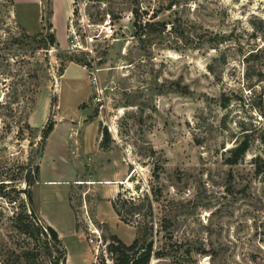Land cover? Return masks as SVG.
Returning <instances> with one entry per match:
<instances>
[{"label": "rangeland", "instance_id": "obj_1", "mask_svg": "<svg viewBox=\"0 0 264 264\" xmlns=\"http://www.w3.org/2000/svg\"><path fill=\"white\" fill-rule=\"evenodd\" d=\"M14 1L0 0V264L58 260L38 209L60 235L58 264H114L112 237L130 245L145 223L163 253L149 264H264V0H73L54 47L50 0ZM107 16L113 37L68 50L71 28L86 46ZM59 120L81 148L44 137ZM245 136V157L226 164ZM118 193L138 205L148 195L153 215L123 222ZM18 214L42 233L20 232Z\"/></svg>", "mask_w": 264, "mask_h": 264}, {"label": "trees", "instance_id": "obj_2", "mask_svg": "<svg viewBox=\"0 0 264 264\" xmlns=\"http://www.w3.org/2000/svg\"><path fill=\"white\" fill-rule=\"evenodd\" d=\"M133 13L135 15V22L134 25L138 26V29L142 28V24L140 23V13L139 10L134 9ZM149 26L150 29L151 25H145V27ZM155 31V30H154ZM47 44L54 47L57 44V39L53 34H48L46 36ZM54 127V124H49L45 130H44V137L47 138V136L52 132ZM264 129V128H263ZM109 134L107 132V129L103 130V139L102 142L105 144V141L108 140ZM264 142V138L262 139ZM250 148V141L248 139V136H245L242 141L238 142L234 147L230 148L228 150L227 156L225 158V162L228 165H236L238 164L246 155ZM255 164H256V173L260 174L262 172V168H264V159L260 156H256L254 158ZM39 166L36 167V171L38 174ZM131 180V179H130ZM31 202V196L29 191H24ZM145 200V204L138 205L134 203V199L131 197L130 199H122V193H118L116 199L113 201L112 205L114 210L116 211L117 215L120 217V219L125 222L129 223L131 220L130 217H134L136 215L141 216V212L146 207V212L143 214L144 217H151L153 215V205L152 201L149 198L148 195L144 196L143 201ZM33 210V208H32ZM31 215H35L34 211L30 213ZM17 215L18 222L16 223L17 228L20 232L29 234L31 237H37L39 233H42L39 229H37V232H33L30 229V226L25 219L28 218L24 217L25 219H22V215ZM43 230L46 232L47 235H50L53 246L52 248L55 250L56 253H58V260L62 259L64 261V258L66 256V252L60 251V240L58 237L57 232L50 226H41ZM153 226L152 224H144L143 227H139L137 231V237L134 239L132 244L126 245L121 240H119L116 237H112V244L109 247V251L111 254H113L114 257V264H149L152 257H161L163 256V253L160 250H156L154 248V242L151 239V236L153 234ZM53 252H49L50 256H52ZM58 260H55L52 264H58Z\"/></svg>", "mask_w": 264, "mask_h": 264}, {"label": "crops", "instance_id": "obj_3", "mask_svg": "<svg viewBox=\"0 0 264 264\" xmlns=\"http://www.w3.org/2000/svg\"><path fill=\"white\" fill-rule=\"evenodd\" d=\"M17 1L22 2L24 4H28V5H37L39 7L40 6L42 7L43 6V2L45 0H15L14 2H17ZM72 4H73V0H50L51 13H52L51 14V22L53 24V28L55 29L56 37H57V40L60 43V45H61L62 41L65 39V36H66V29H65L66 28V22H65V17L67 15H70L71 14V12H72ZM70 65H72V64H70ZM69 66L66 68V70L69 68ZM87 120H88V118L85 119V120H83L82 123L80 124V126L82 127V130L84 132L83 133V137L86 136L87 140H89L88 139V134H89V128H90V126L89 125L88 126H85L86 123H88ZM95 122L97 123L98 121L95 119V120L91 121L90 123H95ZM59 124H61V126H59V125L56 124L55 127H53V130L50 133V135L48 136V138H50V137L53 138L55 135H58L59 136L60 143H61V145H59V147H60V150L64 154H65V152L66 153L69 152V150H70L69 144H71L72 141H74L73 142L74 143V146H76V147L79 146L78 148H81L84 145V143L81 140L80 141H78L77 139L72 140L71 137H72V134L74 133V130H75V126L74 125H71L70 123L65 122L64 120L63 121H60ZM97 132H98L97 133V137H96V139L94 141V148H95L96 151H98L100 153V149H99L100 133H99V130H97ZM91 145H92V140L90 139L89 143L86 144V146L88 148V146H91ZM47 151L48 150L45 148V151H44L42 157L39 160V174H38V177L40 176V178L44 175L42 164H43L44 160L48 158ZM64 154H63V156H64ZM65 158L67 159L68 157L65 156ZM86 166H87V168L89 167V165H86ZM71 179L73 180L74 183L77 182V177L75 178L74 176H72ZM122 179L123 178H121V179L120 178L119 179H101L98 182H100V183H111V184L114 183V184H117V183H122ZM42 180H43V183L44 184L45 183L60 182L59 180H55V179H46V178H44ZM37 181L38 180H36V182ZM62 182H68V181L67 180H63ZM85 182L87 184H92L95 181L94 180H91V178H88V179H84V183ZM110 198L112 199V197H110ZM38 213H39V216L41 217V219L43 220V222L47 226L52 227L55 231L57 230L53 226V224L51 223V221L49 220V218L44 214V212L42 211V209L41 210L38 209ZM57 234H58V232H57ZM58 236H60V235H58ZM93 260H94V258H93ZM93 260H92V263H93Z\"/></svg>", "mask_w": 264, "mask_h": 264}, {"label": "built area", "instance_id": "obj_4", "mask_svg": "<svg viewBox=\"0 0 264 264\" xmlns=\"http://www.w3.org/2000/svg\"><path fill=\"white\" fill-rule=\"evenodd\" d=\"M70 30L72 35L67 48L72 52H80V53L82 52L93 53V50L90 49L89 47H92L99 40L100 37L111 38L115 35L114 21L111 19L110 16H107L103 20V22L99 25V29H98L99 31H97V34H89V33L86 34V36L84 37L86 46H84L81 43L77 32L73 30V28H71ZM91 76H93V74H91ZM93 83H96V78L93 79ZM98 237H99V244H101L103 242L102 237L100 235H98ZM89 242H93V239L91 238Z\"/></svg>", "mask_w": 264, "mask_h": 264}]
</instances>
